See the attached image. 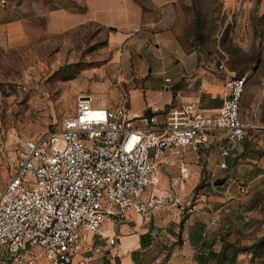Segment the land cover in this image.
Masks as SVG:
<instances>
[{
	"label": "rangeland",
	"instance_id": "1",
	"mask_svg": "<svg viewBox=\"0 0 264 264\" xmlns=\"http://www.w3.org/2000/svg\"><path fill=\"white\" fill-rule=\"evenodd\" d=\"M91 1L0 0L1 189L15 170V137H38L54 130L73 115L79 96L93 95L114 107L128 98L126 88L112 83L120 76L119 55L125 48L124 42L111 40L114 27L85 20L54 30L53 23L73 24L81 19ZM116 1L141 7V29L149 32L152 46L157 33L167 32L184 53L195 54L196 69L213 68L221 79L246 78L241 118L247 134L233 146L237 156L232 163L226 169L220 167L217 147L201 154L170 151L158 166V185L149 186L142 195L156 187L171 194L183 207L181 213H186L202 197L218 193L225 182L235 189L239 180L231 172L238 162H249L247 174H254L249 167L264 165V0H174L164 6H155L152 0ZM152 87L161 88L157 83ZM183 164L189 169L188 178L181 175ZM263 165L261 178L243 185L246 192H239L250 200L253 224L262 232ZM218 178L223 183L216 185ZM36 254V264H48L41 253Z\"/></svg>",
	"mask_w": 264,
	"mask_h": 264
},
{
	"label": "built area",
	"instance_id": "2",
	"mask_svg": "<svg viewBox=\"0 0 264 264\" xmlns=\"http://www.w3.org/2000/svg\"><path fill=\"white\" fill-rule=\"evenodd\" d=\"M245 86L244 76L229 75L218 109L191 101L171 107L161 120L132 116L126 100L109 107L82 95L54 130L15 137V170L0 188V264H36L37 249L48 264L92 263L102 247L88 236L102 235L109 217L122 221L126 211L145 215L173 202L171 194L142 197L170 151L201 154L218 147L226 169L231 149L247 134ZM180 172L190 175L184 164ZM115 241L108 237L109 244Z\"/></svg>",
	"mask_w": 264,
	"mask_h": 264
},
{
	"label": "crops",
	"instance_id": "3",
	"mask_svg": "<svg viewBox=\"0 0 264 264\" xmlns=\"http://www.w3.org/2000/svg\"><path fill=\"white\" fill-rule=\"evenodd\" d=\"M173 1L152 0L155 6ZM126 2L122 5L113 0H93L81 19L73 24L53 23L54 30H64L85 20L114 27L111 40L124 42L125 48L119 55L120 76L112 83L128 90L126 101L132 116L149 115L161 120L171 107L191 101H200L208 109L221 107L228 77L219 78L213 68L196 69L195 54L184 53L167 32L157 33L153 49L149 32L141 29V7ZM179 82L181 87L172 89ZM155 83L161 88H153ZM234 148L226 158L230 164L237 156ZM217 150L219 153L218 147ZM248 163L238 162L233 168L231 176L239 180L235 189L225 182L218 193L202 197L186 213H181L183 207L173 200L160 204L149 214L126 211L122 221L112 218L103 227L102 235L88 236L94 246L102 247L90 264H264V232L253 224L250 200L244 194L239 195L240 186L261 178L263 163L257 168L249 167L248 171L253 170L254 174H247ZM155 178L157 186L159 176ZM164 193L155 187L143 198L167 195ZM113 236L116 241L111 245L108 237ZM35 252L44 256L38 250ZM86 253L82 249L81 254ZM79 258L80 255L76 257Z\"/></svg>",
	"mask_w": 264,
	"mask_h": 264
},
{
	"label": "water",
	"instance_id": "4",
	"mask_svg": "<svg viewBox=\"0 0 264 264\" xmlns=\"http://www.w3.org/2000/svg\"><path fill=\"white\" fill-rule=\"evenodd\" d=\"M181 84H182L181 82L174 84L172 86V89H178V88H180L181 87ZM148 112H149L150 115L152 114L150 110ZM222 183H223V179H221V178H219V179H217L215 181V184L216 185H219V184H222Z\"/></svg>",
	"mask_w": 264,
	"mask_h": 264
},
{
	"label": "bare ground",
	"instance_id": "5",
	"mask_svg": "<svg viewBox=\"0 0 264 264\" xmlns=\"http://www.w3.org/2000/svg\"><path fill=\"white\" fill-rule=\"evenodd\" d=\"M103 96H104V95H103ZM98 101L102 102V101H101V100H99V99H98ZM103 103H105V102H103Z\"/></svg>",
	"mask_w": 264,
	"mask_h": 264
}]
</instances>
